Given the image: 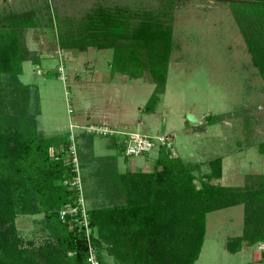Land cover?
<instances>
[{
  "label": "trees",
  "instance_id": "trees-1",
  "mask_svg": "<svg viewBox=\"0 0 264 264\" xmlns=\"http://www.w3.org/2000/svg\"><path fill=\"white\" fill-rule=\"evenodd\" d=\"M170 5L163 13L161 8H94L81 23L59 27L58 46L79 52L109 49L112 74L132 79L148 74L154 88L142 112L154 113L165 91L171 55L178 48ZM230 6L264 84V0H239ZM32 14L0 15V264H86L84 230L59 216L69 205L81 211L79 191L71 184L76 173L66 155L68 138H46L38 131L39 111H29L31 88L19 80L25 61L40 63L19 31L39 27ZM206 122L211 126L219 119L208 116ZM91 137L85 136L84 146ZM114 137L121 139L119 134ZM59 146L62 151L55 153ZM77 156L85 212L93 229L90 240L100 264H107L104 252L115 264H195L204 243L206 215L236 205L243 206V230L226 242V250L234 254L244 246L264 244V174L247 175L240 187L222 186L221 157L209 160V171L201 172L199 163L184 162L165 147L158 149L152 170L144 172L119 173L114 156L94 157L80 148ZM86 163L95 166L87 190L81 169ZM36 215L42 216L39 223L46 232L37 246L25 242L16 228L18 216ZM259 251L254 264H264V250Z\"/></svg>",
  "mask_w": 264,
  "mask_h": 264
},
{
  "label": "rangeland",
  "instance_id": "rangeland-1",
  "mask_svg": "<svg viewBox=\"0 0 264 264\" xmlns=\"http://www.w3.org/2000/svg\"><path fill=\"white\" fill-rule=\"evenodd\" d=\"M236 1L0 0V15L32 11L33 21L39 23L37 28L19 30L23 45L40 57L38 65L25 61L19 76L31 88L29 111H39L38 131L46 138L75 135L77 149L86 155L116 157L119 173L151 171L157 152L125 156L123 148L114 145L121 146L118 139L89 134L84 131L87 127L104 126L153 138L169 136L172 155L199 163L201 172L209 171V160L221 157L222 186L240 187L247 175L264 174V151L259 150L264 143V84L234 19L230 5ZM166 5H170L178 48L171 55L165 91L154 113L142 112L154 88L148 74L136 79L112 74L109 49L90 47L79 52L58 46L59 27L81 23L94 8L115 6L132 12L161 8L163 13L164 8L168 10ZM208 116H217L219 122L209 126ZM93 121L101 123L94 125ZM84 135L92 136L88 147ZM94 168L87 163L81 168L85 190L92 184L88 174ZM41 217L16 218L17 231L25 242L37 246L46 239ZM242 230V205L208 213L195 264H254L260 252L257 245L244 246L234 254L226 250V242L239 237Z\"/></svg>",
  "mask_w": 264,
  "mask_h": 264
},
{
  "label": "built area",
  "instance_id": "built-area-1",
  "mask_svg": "<svg viewBox=\"0 0 264 264\" xmlns=\"http://www.w3.org/2000/svg\"><path fill=\"white\" fill-rule=\"evenodd\" d=\"M59 70H62V67H59ZM70 128H75L71 125ZM87 133H98L102 136H114L121 135V145L123 147V152L125 156L128 157H139L148 155L151 151H158L160 147H165L172 150V139L169 136H160L153 138L149 135L141 134L138 132H126L123 130L109 129L104 126H90L85 130ZM69 147L66 151V155L69 158V161L73 164L74 171L76 175L73 177L71 184L77 188L79 191L78 205L81 207L79 213L78 206H67L66 208L60 211V219L62 222H69L75 226L81 227L85 232L86 242H87V256L86 264H100L97 257L96 251L91 244L90 236L93 234V229L89 225V221L85 212L82 191H81V182H80V170H79V159L77 156V147L75 142V135L70 134L68 137ZM62 151V147H58L55 150V153ZM263 248V249H262ZM259 250H264V244L258 245Z\"/></svg>",
  "mask_w": 264,
  "mask_h": 264
},
{
  "label": "crops",
  "instance_id": "crops-1",
  "mask_svg": "<svg viewBox=\"0 0 264 264\" xmlns=\"http://www.w3.org/2000/svg\"><path fill=\"white\" fill-rule=\"evenodd\" d=\"M44 55H45V53H44ZM93 122H96V121H93ZM100 123L101 122H96V123H94V125L100 124ZM131 172H136V171H131ZM105 255H107L109 257V259H108L109 261L108 260H105V263H107V264H115V259H114L113 256H111V255L107 254L106 252H104V254H103L104 258H105Z\"/></svg>",
  "mask_w": 264,
  "mask_h": 264
}]
</instances>
